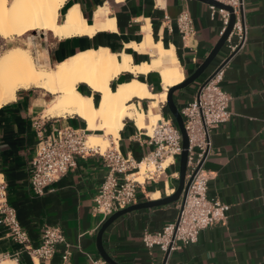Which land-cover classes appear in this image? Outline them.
<instances>
[{
  "label": "crops",
  "instance_id": "crops-1",
  "mask_svg": "<svg viewBox=\"0 0 264 264\" xmlns=\"http://www.w3.org/2000/svg\"><path fill=\"white\" fill-rule=\"evenodd\" d=\"M241 1L246 34L238 51L226 63L221 83L230 99V118L211 133L212 155L204 166L209 176L208 197L228 208L225 221L201 231L196 243L179 245L169 253L165 264H264V0ZM73 6L79 7L83 19L90 25L96 20H105L97 10L107 8L108 17L114 19L115 31L99 32L92 38L66 39L36 32L34 39L37 41L31 43L30 48L44 66H53L74 54L98 48H108L118 55L128 53L137 65L148 62V55L127 48L128 44L142 39L141 30L148 21L154 42H161L166 48L173 47L184 82L208 57L223 30L220 15L216 12L211 18V7L197 0H67L59 11L61 21ZM182 13L190 15L194 30L185 38L176 26ZM231 41L235 43L236 38ZM225 53L224 45L205 73L178 91L181 105L177 106L173 94L178 111L193 99L198 87L220 64ZM131 79L130 75L121 74L111 82V88ZM139 80L152 93L162 92L157 71L140 75ZM77 89L84 96L93 97L94 105H98V94L85 85ZM45 96L36 89L18 91L15 100L0 109V185L5 202L16 212L31 248L39 246L46 228H58L62 232L68 250L65 245L57 246L55 254L45 264H90V259L100 258L96 237L107 220L95 212L93 202L109 172L102 155L113 148L140 164L152 154L154 146L133 121L125 120L117 143L109 139L104 153L94 150L83 158L75 157V166L50 185L43 196L37 197L30 191L29 170L40 138L61 127L81 131L86 138L94 134L76 116L44 115L49 102ZM134 103L144 112L149 109V100H135ZM154 113L174 120L167 100L166 106L161 110L159 103ZM148 122L146 120V124ZM122 179L117 176L118 182ZM144 180L134 205L173 195L179 183V164L168 168L157 180ZM153 194H158V198L152 199ZM178 203L119 218L103 234V249L118 264H163L165 255L158 247L145 248L142 238L145 233H160L173 224L178 215ZM1 261L37 263L0 225Z\"/></svg>",
  "mask_w": 264,
  "mask_h": 264
},
{
  "label": "built area",
  "instance_id": "built-area-1",
  "mask_svg": "<svg viewBox=\"0 0 264 264\" xmlns=\"http://www.w3.org/2000/svg\"><path fill=\"white\" fill-rule=\"evenodd\" d=\"M233 10L235 23L225 47L226 53L220 64L198 87L193 99L187 103L179 114L183 120L188 140L185 186L187 191L183 202L178 203V215L175 222L166 226L156 234L145 233L142 242L145 248L158 247L166 255L179 248V245L190 246L196 243L201 231L221 224L225 221L227 206L208 197L209 176L205 171V163L212 155L211 133L226 123L229 97L221 88L225 73L222 64L236 53L245 38V27L241 19V0H214ZM211 18L217 12L225 31L230 14L211 7ZM178 32L183 38L193 34L190 15L182 13L177 21ZM236 38L232 43L231 39ZM168 93V91H167ZM166 101L160 103L162 110ZM161 116V115H160ZM145 132L148 143L154 146L152 154L143 160L152 170L144 173L149 181L159 179L168 168L178 164L183 152L181 134L171 117L161 116L155 124L148 122ZM87 138L81 131L71 127L55 129L47 137H41L30 163L29 187L33 195L43 196L45 190L63 178L74 166L75 157L83 158L94 150L86 147ZM109 170L107 177L94 196V210L104 219L124 210L136 203L137 191L140 186L135 176L140 173V164H135L130 157H124L117 149L102 155ZM117 176H122L118 182ZM0 225L4 227L12 240L22 246L33 262L48 263L59 245L68 246L58 228L48 227L40 237L37 248L29 246L26 233L21 229L16 212L5 202V193L0 185ZM67 253V251H66ZM90 264H107L101 258L90 259Z\"/></svg>",
  "mask_w": 264,
  "mask_h": 264
},
{
  "label": "bare ground",
  "instance_id": "bare-ground-1",
  "mask_svg": "<svg viewBox=\"0 0 264 264\" xmlns=\"http://www.w3.org/2000/svg\"><path fill=\"white\" fill-rule=\"evenodd\" d=\"M66 1L0 0V39L7 42V49L0 56V109L13 102L18 91L40 90L56 98L47 103L43 114L80 118L88 131L94 132L87 136L86 147L103 153L109 147V139L118 140L125 120L133 121L139 130L147 128L146 120L153 124L160 121L161 116L154 110L167 100V90L183 83L184 77L173 47L166 48L161 42H154L148 21L141 30L142 39L127 45L128 50L150 57L148 62L139 65L134 64L128 53L118 55L108 48H98L79 52L53 66H44L34 60L29 47L22 48L13 43L36 32L66 39L92 38L99 32L115 31L114 19L108 17L107 8L97 10L105 20H96L93 25L83 19L78 6L68 9L61 21L59 11ZM154 71L158 72L162 86V92L158 94L152 93L139 80L140 75ZM121 74H128L132 79L111 88V82ZM79 85H85L99 95L97 106L93 97L78 91ZM134 100H149L148 111L137 107ZM139 168L135 180L143 184L144 173L152 167L142 163ZM151 197L156 199L158 194ZM0 264L14 263L1 261Z\"/></svg>",
  "mask_w": 264,
  "mask_h": 264
},
{
  "label": "water",
  "instance_id": "water-1",
  "mask_svg": "<svg viewBox=\"0 0 264 264\" xmlns=\"http://www.w3.org/2000/svg\"><path fill=\"white\" fill-rule=\"evenodd\" d=\"M197 1H199L205 5H208L210 7H213L217 10L226 11L230 14V17H229V23H228L225 31L221 35L219 41L217 42L215 47L212 49V51L210 52L208 57L204 60V62L197 68V70L192 75L188 76L183 83H181L178 86H175L173 88H170L168 90V93H167V108L175 120V123L179 129V132L181 134V139H182L183 152L179 158V163H178L179 164L178 187H177L175 193L173 195H171L170 197H166V198H163V199L158 200V201H151V202L149 201V202H144V203H140L137 205H132V206H130L124 210H121V211L114 213L112 216H110L104 222V224L101 226L100 230L98 231V234L96 237V248H97V251H98L100 258L104 262H106L107 264H118L109 257V255L105 252V250L103 249V246H102L103 234L105 233V231L108 229V227L110 225H112L116 220H118L119 218H121L127 214H130V213H133L136 211L147 210V209L158 208V207H163V206L175 204V203H178L180 200L183 202V200L185 198V194L187 191V186H185V173H186L188 140H187L186 132L184 130L182 117L179 114V111H178V109L174 103V100H173V94L177 91H180V90L190 86L191 84H193L196 80H198L205 73V71L213 63V61L217 58V56L219 55V53L223 49L228 37L231 34L232 28H233L234 23H235V17L233 15V10L230 7H227V6H225L221 3H218L214 0H197ZM234 54L235 53H233L231 56H229V58L222 64V66H224L231 59V57ZM167 258H168V253L164 257L163 264L166 263Z\"/></svg>",
  "mask_w": 264,
  "mask_h": 264
},
{
  "label": "rangeland",
  "instance_id": "rangeland-1",
  "mask_svg": "<svg viewBox=\"0 0 264 264\" xmlns=\"http://www.w3.org/2000/svg\"><path fill=\"white\" fill-rule=\"evenodd\" d=\"M42 33V32H41ZM34 34L35 33H33V34H31V35H29V36H27V37H25V38H23V39H19V40H14L13 41V43L14 44H17V46H19V47H22V48H27V47H29V49L31 50V48H30V45H31V43H34L35 41H37V40H35L34 39ZM7 42L6 41H4V40H2V39H0V56H1V54L7 49ZM32 52V55H33V57H34V60H36V54L33 52V51H31ZM38 60V59H37ZM36 60V61H37ZM42 92V91H41ZM43 93V92H42ZM178 94H179V92L177 91V92H175V100H176V103H177V106H179V105H181V100L180 99H178ZM45 99H47V101H49L48 103L50 104L52 101H54L56 98H54V97H51V96H49V95H47L46 94V96H45ZM135 101V100H134ZM48 104V105H49ZM151 123V122H150ZM151 124H153V123H151ZM102 153V152H101ZM104 153V152H103Z\"/></svg>",
  "mask_w": 264,
  "mask_h": 264
},
{
  "label": "trees",
  "instance_id": "trees-1",
  "mask_svg": "<svg viewBox=\"0 0 264 264\" xmlns=\"http://www.w3.org/2000/svg\"><path fill=\"white\" fill-rule=\"evenodd\" d=\"M131 54H133V52H130Z\"/></svg>",
  "mask_w": 264,
  "mask_h": 264
}]
</instances>
